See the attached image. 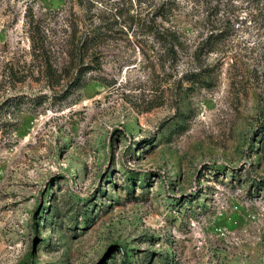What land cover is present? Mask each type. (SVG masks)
Instances as JSON below:
<instances>
[{
  "label": "rangeland",
  "instance_id": "374dc122",
  "mask_svg": "<svg viewBox=\"0 0 264 264\" xmlns=\"http://www.w3.org/2000/svg\"><path fill=\"white\" fill-rule=\"evenodd\" d=\"M0 264H264V0H0Z\"/></svg>",
  "mask_w": 264,
  "mask_h": 264
},
{
  "label": "trees",
  "instance_id": "16d2710c",
  "mask_svg": "<svg viewBox=\"0 0 264 264\" xmlns=\"http://www.w3.org/2000/svg\"><path fill=\"white\" fill-rule=\"evenodd\" d=\"M166 1H170V0H166ZM173 36V35H172ZM97 39L98 37H94V38H90V37H84V39L81 41L79 46H75V54L77 53H84L86 55H88L89 51L91 49L94 48V46H96L97 43ZM95 60H97L96 58H94ZM84 73V72H83ZM81 73V75L83 74ZM78 81H76V84L74 85V88L79 87L80 86V80H81V76H79L77 78Z\"/></svg>",
  "mask_w": 264,
  "mask_h": 264
}]
</instances>
